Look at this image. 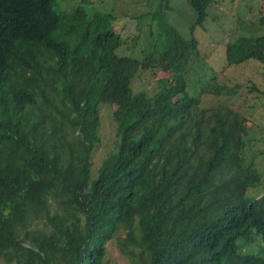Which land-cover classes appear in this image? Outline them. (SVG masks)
Instances as JSON below:
<instances>
[{"label":"trees","instance_id":"1","mask_svg":"<svg viewBox=\"0 0 264 264\" xmlns=\"http://www.w3.org/2000/svg\"><path fill=\"white\" fill-rule=\"evenodd\" d=\"M187 1L203 25L220 0ZM79 2L70 11L60 6L61 20L55 0H0V257L110 264L107 244L117 241L131 264H189L196 239L215 251L226 224L239 227L236 242L253 226L264 235V176L245 155L253 133L264 143V121L234 106L208 107L250 95V104L264 105L253 78L228 79L240 80L252 61L264 76V0H256L254 19L233 0L235 12L217 28L219 57L204 53L193 31L188 39L162 18L143 64L117 54L126 42L118 23L128 21L117 4L104 12L97 0ZM30 41L39 53L19 81L13 74ZM151 65L153 74L157 65L169 75L153 84L142 78L146 87L136 95V70ZM82 80L78 99L47 105L62 84ZM111 95L120 103L110 120L119 137L92 173L96 104Z\"/></svg>","mask_w":264,"mask_h":264},{"label":"rangeland","instance_id":"2","mask_svg":"<svg viewBox=\"0 0 264 264\" xmlns=\"http://www.w3.org/2000/svg\"><path fill=\"white\" fill-rule=\"evenodd\" d=\"M136 1V0H135ZM144 0H142L143 2ZM147 1V0H146ZM162 1L163 5L161 7H157L158 3ZM142 2L140 3V6L142 7ZM149 3L152 5L153 9L147 10L148 13L154 15L156 18H149V20H146L144 18L136 19V16L139 13V9L137 5L134 3V0H97V4H94L96 8H98L100 11L108 12L111 10L112 5L119 6L118 10L116 11L117 14H122L124 18H127L128 21H126L123 25L120 24V29L123 27V32L125 34V38L127 40L131 39L132 37L136 36H142L139 41V45L141 48H144L145 53H148L151 50L146 49L147 43L152 41V38L144 34L146 31L151 32H158L157 27L161 26V20L163 18V23L168 21L170 25H173L180 31H185L186 29H190L194 25V23L197 20V15L194 10V8L188 3L187 0H149ZM233 0H220L218 3L216 2V9L211 8V5L208 7V18L205 21V23L209 22L214 15L220 16L216 17L214 19L215 24L209 25L203 29L199 35L200 40V46L202 48V51L204 53H210L214 54L217 49L218 52L213 57H219L221 53L223 52V49L221 45L223 43L219 41V32L223 30H217L219 26L222 24V19L227 17L228 15H233L235 12L234 10V4ZM256 0H236L235 4L239 5L243 8L240 9V14H242L245 18L248 19H254L256 18L259 13L258 9L255 7ZM147 4V3H146ZM249 6V7H247ZM212 9V13L210 16V10ZM145 11V10H144ZM115 13V12H114ZM116 15V14H115ZM148 15L145 16L147 18ZM153 22V27H150L148 22ZM173 19V20H172ZM261 29H258V33L264 34V25L261 23L259 24ZM229 27V26H228ZM123 35V33H122ZM213 37L216 40H213ZM131 41V40H130ZM202 55V54H201ZM250 62V61H249ZM248 62V63H249ZM240 66V65H238ZM262 64L257 61H252L247 65L244 69H241V71L245 74L240 78V80L231 79L228 78L229 81L234 83L244 82L247 81L248 78H253V80L256 82V84L264 90V76L262 75L260 69ZM167 73L162 72L161 70L158 71L154 76L148 77V82L150 84H153L155 80L166 76ZM244 80V81H243ZM244 98V95L246 92L241 91L240 92ZM251 95L244 98V101L240 98L233 99V101L229 99L223 100V103L221 100L213 101L208 107H212L214 105H217L219 103L234 106L236 109H242L246 115H249L248 118L253 121H259L258 125L262 123V120L264 121V105L255 107V104H250ZM207 107V108H208ZM235 110V109H234ZM253 111V112H252ZM108 117V115L106 116ZM106 125V126H105ZM105 125L101 128V136H102V143H103V149L99 150L97 154L95 155V164L99 162L98 158L102 155H104V148H106L113 140L114 134H115V128L114 125L112 126L110 124V120L105 122ZM253 137L250 140V143L255 144L253 147H248L245 151L246 158L248 160H252L253 164L257 166L264 176V143H258V135L253 133ZM256 145H259L260 147H256ZM258 247V245H256ZM259 248V247H258ZM262 249L259 248L258 251H261ZM106 260L110 264H130V260L126 258V256L120 251L118 242L113 241L108 244V253L106 256ZM0 264H8L4 261L2 257H0Z\"/></svg>","mask_w":264,"mask_h":264},{"label":"clouds","instance_id":"3","mask_svg":"<svg viewBox=\"0 0 264 264\" xmlns=\"http://www.w3.org/2000/svg\"><path fill=\"white\" fill-rule=\"evenodd\" d=\"M55 2H56V5L59 9V14H56V15L59 16L61 18V20H62V15H61L60 6L63 10L70 11L74 7L78 6V3H80L79 0H55ZM138 2L140 4L142 2V0H138ZM162 5H163V3H162V1H160L158 3V5L156 6V8L161 7ZM147 6H148V10L153 9L152 5L149 3V0H147V1L144 0L142 2V10H141L140 14H138L136 16V19L144 18L146 20H149V18H154V15L148 13ZM211 8L216 9V7H214V6H211ZM211 13H212V9L210 10V16H211ZM146 15H148L147 18H145ZM196 15H197V13H196ZM207 17H208V12H207L206 18ZM211 17H212L211 20H214L216 17H220V16L214 15V18H213V16H211ZM153 22H154V19L152 20V22H148L150 27H153ZM196 22H197V20H196ZM196 22L194 23L193 26L196 25ZM208 23L209 22H207V23L204 22L203 25H196L195 27L192 26L191 30L186 29L184 32L183 31L182 32L184 33V35L187 36L188 39H190L192 37V31H193L195 36L199 40V35H200L201 31L208 26ZM173 28H174V26H173ZM158 29H160V27H157V30ZM157 33L158 32H151V31H146L144 33L148 37L150 36L152 38V41L147 43V45L145 46L146 49H148V50L152 49L148 53H145L144 48H141V46L139 45V41H140V38L142 36L132 37L131 39L127 40L122 35V38L126 42L125 43L122 42L121 45L119 46V49L117 50V54H118L119 58L120 59H127L130 61L136 60V61L141 62L142 64L145 63L146 58L149 57L148 55L150 53H152L154 47L157 45V44H155V42L158 43L157 42ZM135 40H137L136 45L134 44ZM199 42H200V40H199ZM223 46H224V44L221 45V47H223ZM218 50L219 49H217L213 55H215L218 52ZM38 53H39V46H37L36 43L33 44V41H30L25 46V49L23 52V54H24L23 60L21 61V63L18 64L17 69L13 74V77H16L18 75L19 81H20L22 78L20 77L19 74L21 73V71L24 68H26L31 63L33 55H35L37 57ZM55 66L56 65H52V66H49L47 68H50V67L53 68ZM231 67L235 68V66H231ZM155 68H156L155 74L158 73L159 70H161L162 72L167 73V75L164 77H167L169 75V71H164L162 68H160L157 65H155ZM50 74H53V71ZM155 74L152 73V65L147 66V67H144V66L139 67V69L136 70L137 78L133 79L130 89L136 95H139V93L142 92L144 90V88L146 87L145 82L142 78H148V77L154 76ZM161 78H163V77H161ZM146 81L148 82V79H146ZM48 85L49 84H43L42 86L45 88ZM84 86H85L84 80H82L81 82L74 84V85L62 84L61 91L58 94H56L53 98L49 99L47 101V105L54 106L57 102V97H59V96L64 97L69 102H71L72 100L78 99V97H79ZM119 104L120 103L117 100V97H113L112 95L108 96L104 99L99 100L96 104V107L100 108L98 118H100V120H101L100 128L98 129V131L95 132V136L93 138L94 141L96 139H98V145L95 149V150H97V152L99 150L103 149L101 128L103 125H105L106 121L114 120V111L118 108ZM73 114L75 115V113H73ZM107 115H108V117L110 116V118L108 120H104V119L108 118V117H106ZM114 128H115L114 138H113L112 142L106 148H104V151L111 148L112 146H114L116 143V140L119 137L118 134H116L117 131H116L115 124H114ZM97 152L94 154V156L92 158V166H91L92 173L95 172V167L93 165H96L94 157L97 154ZM100 157L98 158V160H100ZM238 230H239V227L235 223L226 224L222 233L220 235H217L218 236L217 241H218L220 246L215 251L210 250L206 246L205 242H203V240L196 239V243H197L196 249L199 252L194 254V257H192V260L189 262V264H243V263H247V262L252 264L253 259L255 257H260L257 264H264V235H263V233L258 231L253 226L249 230L251 232V235L249 238H241L236 242L235 235L238 232ZM123 231L124 230L121 231L122 234H124ZM109 243H111V242H109ZM108 244H107V247H108ZM256 245H258V247L261 248L262 250L258 251L259 248ZM130 264H131V261H130Z\"/></svg>","mask_w":264,"mask_h":264},{"label":"bare ground","instance_id":"4","mask_svg":"<svg viewBox=\"0 0 264 264\" xmlns=\"http://www.w3.org/2000/svg\"><path fill=\"white\" fill-rule=\"evenodd\" d=\"M224 29V28H223ZM211 108V107H210ZM231 111V110H230Z\"/></svg>","mask_w":264,"mask_h":264}]
</instances>
